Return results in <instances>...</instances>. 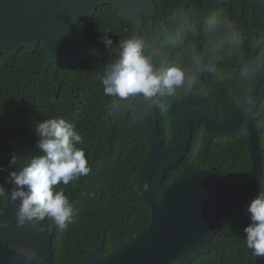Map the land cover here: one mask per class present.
<instances>
[{
  "label": "trees",
  "instance_id": "obj_1",
  "mask_svg": "<svg viewBox=\"0 0 264 264\" xmlns=\"http://www.w3.org/2000/svg\"><path fill=\"white\" fill-rule=\"evenodd\" d=\"M258 0H153V17L144 18L137 28L112 5H105L90 19L75 28L87 36L94 53L77 58L65 71L55 66L44 69L46 47L35 51L22 49L14 58H0V168L11 170L13 158L21 154L35 135L37 122L64 118L76 125L91 172L62 188L74 209V222L66 229L56 228L52 245L55 264H84L85 249L106 235L105 253L115 242L144 234L152 213L144 205L138 181L141 167L149 155V144L142 132L131 101L107 97L101 77L118 54L107 48L130 38L144 41L145 54H167V65L155 58L156 70L175 64L186 73L185 86L174 97H154L160 138L166 148L178 141L176 117L182 101L193 108L208 106L227 120L256 81L250 65L264 75V35L257 17ZM229 21L231 29L223 25ZM220 22L219 26H215ZM202 63H194V57ZM238 73L239 79L234 78ZM233 101L227 103L230 90ZM253 117L264 127V99L255 104ZM244 130L230 138L210 139L202 124L193 125V139L182 162L167 171L165 182L183 173L186 167H216L218 174L246 172L251 169L248 140ZM38 143V141H37ZM35 156L42 153L36 147ZM264 165V129L259 134ZM7 172H0V184ZM259 191H264V179ZM7 197H0V213ZM48 220L40 221L42 227ZM250 223L244 217L232 219L213 239L215 249L199 255L192 264H255L244 242L243 229ZM12 247V245H10Z\"/></svg>",
  "mask_w": 264,
  "mask_h": 264
},
{
  "label": "water",
  "instance_id": "obj_2",
  "mask_svg": "<svg viewBox=\"0 0 264 264\" xmlns=\"http://www.w3.org/2000/svg\"><path fill=\"white\" fill-rule=\"evenodd\" d=\"M105 5L122 11L137 28L144 18L154 15L153 0H0V58H14L22 49L35 51L43 44L44 69L55 66L65 71L70 62L94 53L87 36L76 33L75 28ZM257 17L263 25L258 34L264 35V2L257 3ZM254 71L256 82L224 124L208 107L193 108L182 102L175 120L178 141L172 148H166L160 138L155 103L145 98L129 103L140 117L150 147L138 185L152 221L144 234L123 244L115 242L109 253H105L103 233L101 240L85 249L84 264H192L200 254L215 249L213 239L224 225L237 217L250 220L247 206L260 193L264 179L260 129L252 118L255 98L264 95V76L257 68ZM194 124H203L210 138L227 137L240 128L247 130L251 169L220 175L215 168L189 166L166 183L167 171L178 166L189 150ZM37 141L32 140L17 156L11 171H19L21 161L35 156ZM18 203L7 197L0 213V264H55L52 240L57 226L49 221L44 227L40 222L35 227H17ZM5 222L7 227L2 226ZM31 252L34 259H29ZM255 264H264V257H257Z\"/></svg>",
  "mask_w": 264,
  "mask_h": 264
},
{
  "label": "clouds",
  "instance_id": "obj_3",
  "mask_svg": "<svg viewBox=\"0 0 264 264\" xmlns=\"http://www.w3.org/2000/svg\"><path fill=\"white\" fill-rule=\"evenodd\" d=\"M258 2H264V0H258ZM219 23L216 22L215 26H219ZM223 25L227 29L232 28L229 21H223ZM103 42L107 48L118 54V59L107 66L105 74L101 77L105 96L117 97L122 100L129 97L145 99L157 96L174 97L177 90L185 86L187 77L184 69L172 64L163 67V70L158 72L155 58L159 57V62L162 65H167V54L163 52L145 54L142 39L135 37L125 39L120 41L118 47L115 48L112 47L111 39L105 38ZM194 63L199 65L202 63V59L198 56L194 57ZM248 68L254 73V68H257L262 74L257 66L250 65ZM233 77L239 79L238 73ZM260 97L255 98L252 107V118L256 120L260 129L258 144L259 134H262L264 127L259 125L257 118L253 117V111L255 104H259L264 99V95ZM232 101L233 90L231 89L227 103ZM182 102L190 104L189 101ZM232 114L227 120L221 122L219 120V122L224 124L231 119ZM241 129L244 130V136L249 143L248 131L243 128L227 137H208L217 140L230 137L233 139V136ZM34 130L38 138L36 147L42 154L34 156L29 161H21L22 166L19 171L0 168V172H7L4 183L0 184V197H8L13 203L19 202L16 210L17 227H22L25 224L35 227L38 222L47 219L57 228L66 229L69 223L74 222V209L63 189H58V186L75 183L91 172L85 151L78 147L83 143V137L76 130L74 123H69L59 117L37 122ZM17 160L18 157L15 156L13 165L17 163ZM211 168L216 170L214 166ZM8 185L12 186L11 189L7 187ZM246 211L249 214L250 223L243 229L244 242L254 257H264V191L260 192L248 204ZM2 226L7 227V223L5 222ZM34 258L35 253H29V259Z\"/></svg>",
  "mask_w": 264,
  "mask_h": 264
},
{
  "label": "flooded vegetation",
  "instance_id": "obj_4",
  "mask_svg": "<svg viewBox=\"0 0 264 264\" xmlns=\"http://www.w3.org/2000/svg\"><path fill=\"white\" fill-rule=\"evenodd\" d=\"M217 115H218V113H217ZM247 147H248V145H247Z\"/></svg>",
  "mask_w": 264,
  "mask_h": 264
}]
</instances>
